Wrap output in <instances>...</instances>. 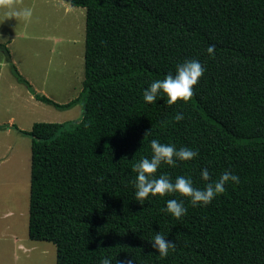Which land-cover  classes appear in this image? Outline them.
Returning <instances> with one entry per match:
<instances>
[{"label":"trees","instance_id":"1","mask_svg":"<svg viewBox=\"0 0 264 264\" xmlns=\"http://www.w3.org/2000/svg\"><path fill=\"white\" fill-rule=\"evenodd\" d=\"M64 1L85 8L78 95L57 103L13 65L36 100L82 109L79 119L17 129L30 137L28 237L53 243L56 264H264V0ZM186 60L204 68L191 99L168 105L161 92L146 103L144 89ZM153 139L198 152L157 177L202 189L207 168L212 180L230 171L239 183L207 205L179 193L141 204L132 167L151 157ZM169 199L183 202L181 218L161 211ZM157 232L176 244L167 257L151 246Z\"/></svg>","mask_w":264,"mask_h":264},{"label":"rangeland","instance_id":"2","mask_svg":"<svg viewBox=\"0 0 264 264\" xmlns=\"http://www.w3.org/2000/svg\"><path fill=\"white\" fill-rule=\"evenodd\" d=\"M23 8L31 10L27 20L7 18ZM84 36L85 8L64 0L0 7V125L7 126L0 128V264H56L53 243L28 237L30 137L17 129L79 119L82 111L80 103L56 108L36 100L13 65L36 92L66 103L81 89Z\"/></svg>","mask_w":264,"mask_h":264},{"label":"clouds","instance_id":"3","mask_svg":"<svg viewBox=\"0 0 264 264\" xmlns=\"http://www.w3.org/2000/svg\"><path fill=\"white\" fill-rule=\"evenodd\" d=\"M17 0H0V7L13 9ZM31 16V10L27 8L13 10L7 13V18L25 19ZM215 46L211 45L207 48L210 55L214 54ZM204 68L197 60H186L182 64L176 66L175 75L167 74L162 80H154L149 87L143 91V98L146 103H153L159 93L163 92L167 96V104H175L178 100L187 102L194 95L193 86L197 84L199 78L203 75ZM173 119L177 122L184 119L182 112H178ZM149 130L146 132V134ZM151 157L141 158L132 167V171L137 175L132 181L136 188L135 200L143 204L149 194L155 196L159 194L164 196L171 193H179L181 196L188 197L193 206L207 205L218 194L225 192V185L229 181L239 183V177L230 171L223 172L219 179L212 180V177L207 168L201 171L202 180L207 183L201 188L193 186V181L190 178L183 176L176 177L173 182L167 174H162L157 177L155 174L162 164L175 166L177 160L189 161L198 155L197 151L187 147L177 149L172 144H162L158 140L153 139L150 142ZM161 211L171 213L175 218H181L187 211L183 206L182 201L177 199H169L166 208ZM151 246L159 253L161 258L167 257L169 250H175L176 244L169 241L159 232L150 240ZM99 264H112L111 259L102 257ZM116 264H135L133 258H125L116 260Z\"/></svg>","mask_w":264,"mask_h":264}]
</instances>
